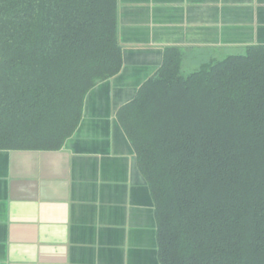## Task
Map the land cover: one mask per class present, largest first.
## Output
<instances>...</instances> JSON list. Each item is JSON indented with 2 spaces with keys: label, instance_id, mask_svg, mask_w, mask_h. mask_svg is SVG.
Instances as JSON below:
<instances>
[{
  "label": "trees",
  "instance_id": "16d2710c",
  "mask_svg": "<svg viewBox=\"0 0 264 264\" xmlns=\"http://www.w3.org/2000/svg\"><path fill=\"white\" fill-rule=\"evenodd\" d=\"M178 48L117 112L160 264H264V45L184 74ZM117 0H0V148L57 149L118 73Z\"/></svg>",
  "mask_w": 264,
  "mask_h": 264
},
{
  "label": "crops",
  "instance_id": "0c3cea01",
  "mask_svg": "<svg viewBox=\"0 0 264 264\" xmlns=\"http://www.w3.org/2000/svg\"><path fill=\"white\" fill-rule=\"evenodd\" d=\"M117 41L120 70L86 93L60 148H0V264H160L154 203L117 112L166 48L197 69L264 45V0H117Z\"/></svg>",
  "mask_w": 264,
  "mask_h": 264
},
{
  "label": "rangeland",
  "instance_id": "374dc122",
  "mask_svg": "<svg viewBox=\"0 0 264 264\" xmlns=\"http://www.w3.org/2000/svg\"><path fill=\"white\" fill-rule=\"evenodd\" d=\"M235 53H241V50H239V51H235ZM192 67H194V66H190V67H186V66H184V67H182V69H181V71L184 73V74H186V73H188V72H191V71H193L195 68H192Z\"/></svg>",
  "mask_w": 264,
  "mask_h": 264
}]
</instances>
